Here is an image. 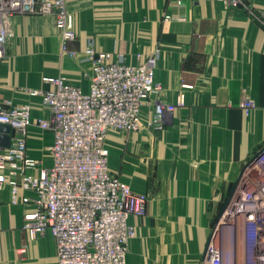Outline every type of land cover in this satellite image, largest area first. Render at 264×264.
<instances>
[{
  "label": "crops",
  "instance_id": "crops-1",
  "mask_svg": "<svg viewBox=\"0 0 264 264\" xmlns=\"http://www.w3.org/2000/svg\"><path fill=\"white\" fill-rule=\"evenodd\" d=\"M67 4L77 37L66 51L55 16L11 18L0 56V99L29 103L35 118L49 117L29 90L51 89L47 78L64 75L87 92L91 63L83 51L89 40L135 64L159 51L156 79L163 87L156 99L175 102L183 95V104L166 114L161 129L149 126L153 107L146 105L138 130L106 138L111 172L150 195L147 214L130 218L136 234L125 264H202L234 183L264 145V0ZM246 98L255 102L249 114L242 106ZM53 141L52 130L34 124L27 151L50 166ZM32 208L12 203L10 186L0 184V264H58L54 236L34 237L23 226ZM221 228L216 240L224 264H245L242 229Z\"/></svg>",
  "mask_w": 264,
  "mask_h": 264
},
{
  "label": "built area",
  "instance_id": "built-area-1",
  "mask_svg": "<svg viewBox=\"0 0 264 264\" xmlns=\"http://www.w3.org/2000/svg\"><path fill=\"white\" fill-rule=\"evenodd\" d=\"M172 1L183 5L186 0ZM19 13L55 16L64 50L77 37L67 0H0V56L9 40L11 18ZM83 56L91 63L87 93L64 75L47 78L51 89L29 90L40 97L49 117L35 118L29 103L0 99V123L11 127L10 145L0 143V184L10 186L12 203L34 205L25 212L23 226L34 237L47 232L54 236L58 264H125L129 240L136 233L130 218L146 213L149 196L111 172L105 140L113 131L140 127L144 106L162 89L155 77L157 55L135 64L120 52L98 49L91 39ZM182 103L180 96L177 105ZM175 106L154 100L149 125L161 129L164 116ZM242 106L249 114L255 102L246 98ZM34 124L54 133L51 166L40 165L27 151ZM254 155L245 164L222 219L228 222L223 226L242 229L245 264H264V151L249 163ZM216 236L202 264H224Z\"/></svg>",
  "mask_w": 264,
  "mask_h": 264
},
{
  "label": "water",
  "instance_id": "water-1",
  "mask_svg": "<svg viewBox=\"0 0 264 264\" xmlns=\"http://www.w3.org/2000/svg\"><path fill=\"white\" fill-rule=\"evenodd\" d=\"M10 132H11V127L9 124L0 123V143H1V145L6 146V147L10 145V142H11ZM263 151H264V148L262 147L258 152H256V154L249 161V163L251 161H253L254 159H256ZM238 182H239V179L234 183V186L230 192V198L233 195V193L235 192ZM225 224H228V222L226 220H221L220 223L214 228L212 234L210 235V237L208 239L207 249L209 247L210 242L215 238L216 234L220 231L221 226L225 225Z\"/></svg>",
  "mask_w": 264,
  "mask_h": 264
},
{
  "label": "rangeland",
  "instance_id": "rangeland-1",
  "mask_svg": "<svg viewBox=\"0 0 264 264\" xmlns=\"http://www.w3.org/2000/svg\"><path fill=\"white\" fill-rule=\"evenodd\" d=\"M67 46H68V43H67ZM67 50H69V49H67ZM66 51V50H65ZM153 54H156L157 55V59H156V63H155V77H156V64H157V60H158V56H159V51H156L155 53H153ZM153 54H151V55H153ZM124 55V54H123ZM150 55V56H151ZM150 56H148L143 62H145ZM142 62V63H143ZM132 63V62H131ZM161 83V82H160ZM161 86H162V84H161ZM163 87V86H162ZM161 91H162V89H161ZM161 91H160V93H161ZM159 93V94H160ZM158 94V95H159ZM157 95V96H158ZM157 96H154L153 98H152V100H151V103H148L147 105L149 106V105H151L152 107H153V101L154 100H156V97ZM182 96V98H183V102H184V96L183 95H181ZM180 97V96H179ZM179 97L177 98V100L175 101V102H166V103H173V104H176V106L174 107V109H173V111L175 110V108L177 107V106H179V105H177V102H178V99H179ZM159 100V99H158ZM183 104V103H182ZM181 104V105H182ZM146 106V105H145ZM145 106H144V108H143V111H142V113L140 114V118H141V120H140V126H141V121H142V116H143V114H144V112H145ZM152 111H153V108H152ZM152 111L149 113V114H147V116H148V118H149V120L152 118ZM246 113H247V111H246ZM166 116V115H165ZM164 116V118H166ZM149 122V121H148ZM140 128V127H139ZM138 128V129H139ZM138 129H136V130H138ZM132 131H134V130H132ZM113 132H116V131H113ZM127 132H129V131H127ZM118 133H120V132H118ZM114 174V173H113ZM116 176H118L119 177V175H117V174H115ZM137 192V191H136ZM144 193H146V192H144ZM148 194V193H147ZM148 196H149V200H148V203H147V211H148V207H149V202H150V195L148 194ZM226 206H227V203H226V205H225V208H226ZM225 208H224V210H225ZM147 211H146V213L145 214H147ZM135 227V226H134ZM230 228V227H229ZM222 230V228L220 229V231ZM231 230H233V228L231 227ZM135 231H136V229H135ZM136 234V233H135ZM128 250H129V244H128ZM231 264H233L232 262H231Z\"/></svg>",
  "mask_w": 264,
  "mask_h": 264
},
{
  "label": "bare ground",
  "instance_id": "bare-ground-1",
  "mask_svg": "<svg viewBox=\"0 0 264 264\" xmlns=\"http://www.w3.org/2000/svg\"><path fill=\"white\" fill-rule=\"evenodd\" d=\"M56 25H57V24H56ZM57 27H58V26H57ZM67 79H68V78H67ZM68 81H69V80H68ZM32 89H37V88H32ZM81 89H82V88H81ZM30 90H31V89H30ZM82 91H83V89H82ZM83 92H84V91H83ZM84 93H87V92H84ZM160 101H162V100H160ZM163 102H164V101H163ZM14 104H20V103H14ZM165 104H167V103L165 102ZM148 123H149V122H148ZM149 126H150V125H149ZM30 127H31V126H30ZM39 127H40V126H39ZM52 144H53V143H52ZM52 144H51V145H52ZM105 144H106V140H105ZM51 145H50V146H51ZM106 146H107V145H106ZM49 149H50V147H49ZM107 149L109 150V148H107ZM108 156H109V155H108ZM35 159H36V158H35ZM108 162H109V157H108ZM52 163H53V160H52ZM40 165H41V164H40ZM51 165H52V164H51ZM51 165H50V166H51ZM45 167H48V166H45ZM109 167H110V165H109ZM242 170H243V169H242ZM241 172H242V171H241ZM122 181H124V180H122ZM124 182H126V181H124ZM126 183H127V182H126ZM127 184H128V183H127ZM130 187H131V186H130ZM131 188H132V187H131ZM129 223H130V222H129ZM130 224L132 225V223H130ZM38 235H39V234H38ZM38 235H37V236H38ZM35 237H36V236H35ZM133 237H134V236H132L131 238H133ZM131 238H130V240H131ZM130 240H129V241H130ZM126 257H127V253H126Z\"/></svg>",
  "mask_w": 264,
  "mask_h": 264
}]
</instances>
